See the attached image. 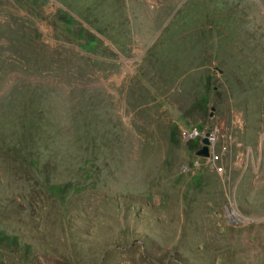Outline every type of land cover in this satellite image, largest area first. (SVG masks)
I'll return each instance as SVG.
<instances>
[{
    "label": "rangeland",
    "instance_id": "374dc122",
    "mask_svg": "<svg viewBox=\"0 0 264 264\" xmlns=\"http://www.w3.org/2000/svg\"><path fill=\"white\" fill-rule=\"evenodd\" d=\"M0 264H264V0H0Z\"/></svg>",
    "mask_w": 264,
    "mask_h": 264
},
{
    "label": "built area",
    "instance_id": "2783aa9c",
    "mask_svg": "<svg viewBox=\"0 0 264 264\" xmlns=\"http://www.w3.org/2000/svg\"><path fill=\"white\" fill-rule=\"evenodd\" d=\"M200 130H198L196 127L191 128L189 130H187V134L188 135H198L200 134ZM216 137H217V132L214 130H210L208 131V140H209V144H208V156L205 157H201V159H204L205 162L217 173H222L224 171V167L222 165V160L223 157L226 155L227 152V146L224 144L221 147H216L215 146V142H216ZM198 160H194L192 162V166L193 167H197L198 166ZM185 169L187 167H184Z\"/></svg>",
    "mask_w": 264,
    "mask_h": 264
},
{
    "label": "water",
    "instance_id": "95a60500",
    "mask_svg": "<svg viewBox=\"0 0 264 264\" xmlns=\"http://www.w3.org/2000/svg\"><path fill=\"white\" fill-rule=\"evenodd\" d=\"M207 136H208V132L201 139V142L203 145H202L201 149H199L196 153L198 156H201V157L208 156L209 140H208Z\"/></svg>",
    "mask_w": 264,
    "mask_h": 264
},
{
    "label": "trees",
    "instance_id": "16d2710c",
    "mask_svg": "<svg viewBox=\"0 0 264 264\" xmlns=\"http://www.w3.org/2000/svg\"><path fill=\"white\" fill-rule=\"evenodd\" d=\"M64 21V24L68 27V29L70 30L71 29V24H72V22H69L68 21V19L67 18H65V20H63ZM78 33H80L79 31H78ZM78 33H76V35H78ZM92 42H91V40H86V44L88 45V44H91Z\"/></svg>",
    "mask_w": 264,
    "mask_h": 264
},
{
    "label": "bare ground",
    "instance_id": "6f19581e",
    "mask_svg": "<svg viewBox=\"0 0 264 264\" xmlns=\"http://www.w3.org/2000/svg\"><path fill=\"white\" fill-rule=\"evenodd\" d=\"M225 43V42H224ZM195 134H192V136H194Z\"/></svg>",
    "mask_w": 264,
    "mask_h": 264
}]
</instances>
